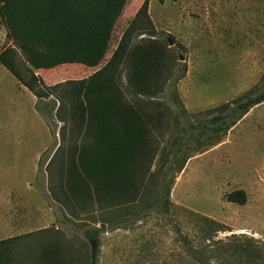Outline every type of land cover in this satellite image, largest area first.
<instances>
[{
	"label": "rangeland",
	"instance_id": "rangeland-1",
	"mask_svg": "<svg viewBox=\"0 0 264 264\" xmlns=\"http://www.w3.org/2000/svg\"><path fill=\"white\" fill-rule=\"evenodd\" d=\"M143 1H128L99 65L38 69L45 97L0 64V239L18 237L12 244L23 264H40L31 253L50 240L74 255L72 264H89L83 230L92 226L100 228L97 264H196L184 250L204 243L213 264L240 263L247 243L264 255V101L227 130L211 124L230 115L220 105L264 90V0H147L152 24L135 29L129 45L146 31L172 36L175 76L154 100L142 97L148 119L119 172L76 179L68 171L84 136L66 88L105 63ZM6 32L0 18V51L12 44ZM115 82L133 104L122 61ZM234 191L243 203L228 200ZM197 215L217 224L208 240Z\"/></svg>",
	"mask_w": 264,
	"mask_h": 264
},
{
	"label": "trees",
	"instance_id": "trees-1",
	"mask_svg": "<svg viewBox=\"0 0 264 264\" xmlns=\"http://www.w3.org/2000/svg\"><path fill=\"white\" fill-rule=\"evenodd\" d=\"M128 1L0 0V18L6 27L7 38L12 41L0 51V64L38 99L45 97L48 88L36 71L67 63L89 67L99 65ZM151 24L148 1L144 0L105 63L86 81L66 88L72 103L73 127L84 136V140L74 143L68 164L69 173L76 179L112 177L122 169L139 144L142 123L148 119L141 105L142 97L154 100L175 76L173 66H169L173 64L169 49L171 40H174L172 36L158 39L146 31L147 37H140L138 42L129 45L135 29ZM121 61L126 69L129 91L135 96L133 104L126 100L115 82ZM263 101L264 90L243 92L220 105L219 110H229L230 115H216L211 124L214 127L225 123L224 130H227L249 108ZM60 108L68 113L65 103L60 104ZM57 116L63 123L67 120L65 114L60 115V110ZM205 126L209 128V124ZM66 168L65 162H62V178ZM227 198L244 202L242 191L231 192ZM197 217L198 225L209 226L204 239H210L211 231L219 230L215 229L216 222L203 215ZM83 234L89 245V264H97L100 228L86 227ZM17 239H0V264H23L12 244ZM210 248L208 243L188 245L184 253L196 264H213L207 256ZM240 248L241 261L238 264H264L261 247L247 243ZM62 251L57 242L50 240L42 242L38 251L36 249L31 254L34 261L40 264H72L74 255Z\"/></svg>",
	"mask_w": 264,
	"mask_h": 264
},
{
	"label": "crops",
	"instance_id": "crops-1",
	"mask_svg": "<svg viewBox=\"0 0 264 264\" xmlns=\"http://www.w3.org/2000/svg\"><path fill=\"white\" fill-rule=\"evenodd\" d=\"M1 190V189H0ZM0 200H1V191H0Z\"/></svg>",
	"mask_w": 264,
	"mask_h": 264
},
{
	"label": "water",
	"instance_id": "water-1",
	"mask_svg": "<svg viewBox=\"0 0 264 264\" xmlns=\"http://www.w3.org/2000/svg\"><path fill=\"white\" fill-rule=\"evenodd\" d=\"M180 59H182V57H180Z\"/></svg>",
	"mask_w": 264,
	"mask_h": 264
}]
</instances>
